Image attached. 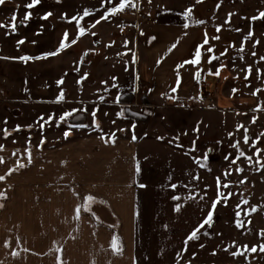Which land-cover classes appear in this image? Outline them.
Masks as SVG:
<instances>
[{
    "label": "rangeland",
    "instance_id": "rangeland-1",
    "mask_svg": "<svg viewBox=\"0 0 264 264\" xmlns=\"http://www.w3.org/2000/svg\"><path fill=\"white\" fill-rule=\"evenodd\" d=\"M141 1L146 14L148 8H192L203 12V19L211 10L208 18L217 24L224 22L221 13L225 8L229 24H235L236 15L231 10L236 7L243 9L245 23L253 20L252 12L264 13V0ZM28 3L31 0H6L0 5V24L10 25L11 16L17 15L14 33L6 34V29L0 27V57H43L57 51L62 41L68 46L55 56L39 60L0 58V145L9 150L19 148L23 153L0 155L4 158L0 176L5 177L0 181V192L7 197L0 199V264H28L29 247L42 243L37 238L30 240L25 182L18 177L15 187L12 184L13 177L22 175L27 168V130L31 120L27 105L42 101L44 88L58 87L61 72L83 75L93 71L85 69L92 63L84 57H92L93 45L100 39L95 28L102 24L117 37L113 28L124 22L122 11L108 15L120 0H40L26 9ZM85 9L90 10V15L80 19ZM26 13L31 14L28 20H24ZM48 13L51 15L44 19ZM102 16L108 18L101 19ZM72 17L79 19L85 35L78 36L77 22ZM254 17L257 20L258 16ZM97 20L100 23L96 24ZM256 31L242 34L243 50L227 80H211L202 98L187 108L161 104L155 109L152 120L157 127L153 130L159 145L153 148L148 144V154L141 155L146 157L142 186L146 207L139 217L137 264H264V251L260 250L264 246V45L263 33ZM20 40L24 43L18 45ZM124 43L106 45L104 56L114 49L125 54ZM71 82L70 86H74V76ZM17 126L19 134H15ZM4 129L11 135L5 138ZM245 135L249 138L247 144ZM237 143L239 149L233 147ZM238 151H243L245 157L232 164ZM249 156L251 162L246 159ZM17 161L26 167L18 168ZM237 168L243 171L238 172ZM224 184L229 186L223 187ZM172 185L177 187L173 189ZM218 190L226 199L218 196ZM190 196L194 198L188 199ZM218 199L221 203L214 211L211 226L205 225L198 239L186 244V237ZM253 208L256 211H251ZM238 222L243 225L238 227ZM252 247L257 251L251 252ZM13 252L17 255L13 256Z\"/></svg>",
    "mask_w": 264,
    "mask_h": 264
},
{
    "label": "crops",
    "instance_id": "crops-1",
    "mask_svg": "<svg viewBox=\"0 0 264 264\" xmlns=\"http://www.w3.org/2000/svg\"><path fill=\"white\" fill-rule=\"evenodd\" d=\"M184 12L176 7L148 8L149 20L138 36L122 31L126 17L113 28L117 37L98 25L95 30L100 39L93 45L92 57H84L92 63L85 69L93 71L83 75L61 72L62 84L54 90L44 88L42 101L27 105L31 118L27 150L31 152V163L26 157L25 173L13 177L12 184L15 187L21 177L25 182L30 240L42 241L41 246L29 247L28 264H58L61 260L63 264H137L139 217L146 207L141 186L146 157L141 155L148 154V144L153 148L159 145L153 130L157 127L152 120L155 109L161 104L187 108L202 98L211 80H227L232 66L239 62L244 31L262 32L264 45V18L258 11L251 14L258 16L257 20L245 23L243 9H232L235 24L227 22L226 8L221 13L225 20L219 24L208 18L211 10L203 19V12L192 11L193 19L204 23L188 21V28L183 26ZM206 36L208 44L203 43ZM112 42L117 46L125 42V54L114 49L104 56L106 45ZM200 45V63L185 64L194 58ZM181 64L184 66L178 69ZM218 70L219 76L214 75ZM198 71L199 79L195 77ZM73 76L75 84L70 86ZM173 88L177 90L173 92ZM61 91L64 99L57 103ZM127 94L147 96V104L137 110L148 115V121L126 115L121 98ZM66 112L73 115L61 121L59 117ZM42 116L45 120L53 117L43 128ZM66 131L71 133L67 138ZM112 133L115 143H106ZM14 152L23 154L19 148H12L3 149L0 155ZM89 196L93 198L91 202L87 201ZM86 203L87 210L83 207ZM77 208L78 220L74 218ZM113 238L118 242L115 252Z\"/></svg>",
    "mask_w": 264,
    "mask_h": 264
},
{
    "label": "snow or ice",
    "instance_id": "snow-or-ice-1",
    "mask_svg": "<svg viewBox=\"0 0 264 264\" xmlns=\"http://www.w3.org/2000/svg\"><path fill=\"white\" fill-rule=\"evenodd\" d=\"M5 2H6V0H0V5H3ZM149 2H151V0H149ZM197 2H200V0H197ZM39 3H40V0H31V3L26 4V5H25V8H26V9H31V8H33L35 5H37V4H39ZM17 7H19V6H17ZM127 7L136 8V7H137V4L134 2V0H120V3H119V5H118V7H113V8H111V10H110V12H109L108 15H114V14H117V13H119V12L125 10V8H127ZM30 15H31L30 13H26V15H25V17H24V20H28V19L30 18ZM50 15H51V13H48V14H47L45 17H43V18H44V19H47L48 16H50ZM88 15H90V10L85 9L84 12H83V16H81L80 19H82L83 17H86V16H88ZM183 16H184L185 21H186V22L184 23V25H183L184 28H188V27L190 26V24L188 23V21H191L192 24H196V25H199V24H203V23H204V21H201V20H194V19H193V17H192V8H188L187 10H185V12L183 13ZM107 18H108V16H102V17H101V19H107ZM260 18H264V13H260ZM71 19L77 22L78 36H83V35H85V34H86V30H85L84 27L80 26V24H79V19H78L77 17H72ZM252 19L255 20L256 17H253ZM10 20H11L10 25L0 24V27L6 29V34L14 33V32L16 31V28H17V15H16V14H13V15L11 16ZM69 22H71V21H69ZM21 23H23V21H21ZM98 23H100V20H97V21H96V24H98ZM93 27H95V24H93ZM220 30H221V29L218 27V28H217V31H220ZM92 34L95 35V33H92ZM249 35H252V33H249ZM67 36H68V34H67V32H66V33L64 34V39H65V40L67 39ZM214 39H219V37H214ZM246 39H247V38H246ZM75 42H76L75 40L72 41V43H75ZM17 43H18V45H19V44H23L24 41H23V40H20V41H18ZM126 43H127V42H126ZM203 43H204V44H208L207 36H206V38H205V40H204ZM67 46H68V45L62 41V42L60 43V45H59V49H58L57 51L46 53V54H44L43 57H41V56H37V57L21 56V57H18V58H8V57H0V58H3V59H19V60L24 61V62H27V61H29V60H33V59H35V60H39V59H42V58H47V57H49V56H55V55L59 54V51L65 49ZM173 47H175V45H173ZM201 47H203V45H200V46L197 47V50H196L195 53H194V58H193V59L188 60V61H185L184 63H185V64L198 65V64L200 63V61H201V50H200ZM242 50H243V49H241V51H242ZM208 51L211 52L212 49L209 48ZM118 55H119V54H118ZM253 55H255V53H253ZM212 59H218V57H212ZM261 59L264 60V57H262ZM210 62H211V61H210ZM183 66H184V64L179 65V66H178V69H179L180 67H183ZM178 69H177V72H178ZM248 73H249V74L251 73V68H250V67H249V69H248ZM210 74H212V73H210ZM219 74H220V73H219V70H218L216 73H214V75H216V76H219ZM199 76H200V72L198 71V72L195 74V77H196L197 79H199ZM85 78H86V77H85ZM247 78H248V77L246 76L245 79H247ZM115 79H116V78L114 77L113 80H115ZM62 83H63V79H61L60 81H57L58 86H59L60 84H62ZM78 83H79V82H78ZM178 84H179V74H178ZM113 87H116V85L113 84ZM176 90H177L176 88H173V89H172L173 92H175ZM234 91H235V90H234ZM253 94L255 95V93H253ZM63 99H64V93H63V91H61L55 102H57V103H58V102H61V101H63ZM169 99H176V97H174V96H169ZM72 115H73V112H66V113H64L63 115H61V116L59 117V119H60L61 121H64V120H66L67 117L72 116ZM95 115H96V113H95V111H93V112H92V116L95 117ZM118 115L123 116V113H119ZM52 119H53V117H51V116L48 118V120H45L43 116L40 117V120L44 122V123L41 124V128H43L44 124L51 122ZM253 122H255V121H253ZM76 127H85V126H84V125H76ZM96 127L99 128V124H97ZM241 127H242V126H241ZM133 128H135V125H133ZM16 130H17V131L20 130V129H19V126H17V129H16ZM3 132H4V136H5V138H6L7 136L11 135V133H10L7 129H4ZM70 134H71L70 131H66V132L64 133L65 138H67ZM262 135H264V134H262ZM101 139H104V137L102 136ZM136 139H137V137L133 134V136H132V140L135 141ZM158 139H162V138H158ZM44 142H45V141L42 139V140H41V144H43ZM105 142H106V143H107V142H111V143L114 144V143H115V133H112V134L107 138V140H106ZM244 143H245V144L249 143V138H248L247 135H245V137H244ZM3 147H4L3 145H0V151H3ZM233 147H236L237 149H239V144H238V143H237V144H234ZM26 154H27V158H28V163L30 164V163H31V152H30V150H26ZM12 155L15 156V155H17V153L14 152ZM257 155H259V151H257ZM206 157H207V154H206ZM206 157H205V163H206ZM240 157H245V153H244L243 151H238V156H237V158H236V159H233V160L231 161V163H232V164H236L237 159H239ZM226 159H227V157H226ZM246 159H248L249 162H251L252 157L249 156V157H246ZM197 162L200 163V161H197ZM2 163H4V158H3L2 156H0V164H2ZM17 167H18V168H24V167H26V165L23 164V163H20L19 161H17ZM262 167H264V165H262ZM14 170H15V169H13L12 171H14ZM236 170H237L238 172L243 171V169H240V168H237ZM139 171H140V169H139V164H138V162H137V164H136V172L139 173ZM10 174H11V171L9 172V175H10ZM230 174H231L230 172H229V173H226V175H230ZM3 180H5V177H4V176H0V181H3ZM217 182H218V184H219V178H217ZM242 183H243V181H242ZM141 186H143V185H141ZM228 186H229V185H227V184H224V185H223V187H228ZM172 187H173V189H175L177 186H176V185H172ZM218 196L223 197V198L226 199V197H224V194L221 193V192H219V190H218ZM6 198H7V197H6V194L3 193V192H0V199H6ZM193 198H194V197H191V196L188 197V199H193ZM92 199H93V198H92L91 196H89V197L87 198V201H88V202H91ZM173 199H177V200H179L180 197H173ZM220 203H221V200H219V199H218V200H215V201L212 202V204H211V208H210V210L208 211V214H207L206 218H204L203 221L198 225V227H197L195 230H193V231H192V232L186 237V240H185V243H186V244H187L188 241H193V240L198 239V233L200 232L201 229H203V228L205 227V225L211 226V224H212V222H213V214H214V211H215L217 205L220 204ZM244 203L246 204L247 201H244ZM0 207H3V205L0 204ZM83 207H84L85 210H87V209H88V204L86 203L85 205H83ZM179 208H180V206L177 205L176 210L179 211ZM251 211L254 212V211H256V209L253 208V209H251ZM76 213H77V214H76V216H75L74 218L78 220V219H79V213H80V209H79V208L76 209ZM237 216H239V213H237ZM242 225H243V222H238V224H237L238 227H240V226H242ZM201 247H203V245H201ZM112 249H113L114 252L118 250V242H117V239H116V238H113V240H112ZM260 250H261V251H264V246H261V247H260ZM57 251H59V249H57ZM250 251H251V252H256V251H257V248H256V247H252V248L250 249ZM236 254H237V253H233V255H236ZM239 254H242V253H239ZM12 255H13V256H16L17 253H16V252H13ZM58 264H63L62 260H61V261H58Z\"/></svg>",
    "mask_w": 264,
    "mask_h": 264
},
{
    "label": "built area",
    "instance_id": "built-area-1",
    "mask_svg": "<svg viewBox=\"0 0 264 264\" xmlns=\"http://www.w3.org/2000/svg\"><path fill=\"white\" fill-rule=\"evenodd\" d=\"M137 4L136 8L127 7L122 11V15L126 17L121 29L123 32H132L135 36H138L139 30L145 23L148 22V15L144 13L142 1L134 0ZM211 98V94L208 95V99ZM148 98L145 94L140 95L138 98L134 94H127L121 98V102L125 107V113L128 117L137 119L143 122L149 120V116L145 113L139 112L137 109L142 104H147Z\"/></svg>",
    "mask_w": 264,
    "mask_h": 264
}]
</instances>
